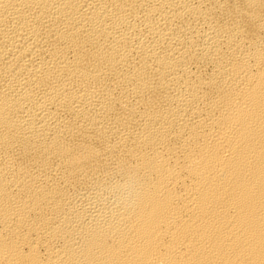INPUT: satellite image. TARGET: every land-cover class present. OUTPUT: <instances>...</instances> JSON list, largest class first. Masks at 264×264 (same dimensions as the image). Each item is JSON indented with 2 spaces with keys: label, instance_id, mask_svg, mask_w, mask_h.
<instances>
[{
  "label": "bare ground",
  "instance_id": "6f19581e",
  "mask_svg": "<svg viewBox=\"0 0 264 264\" xmlns=\"http://www.w3.org/2000/svg\"><path fill=\"white\" fill-rule=\"evenodd\" d=\"M0 264H264V0H0Z\"/></svg>",
  "mask_w": 264,
  "mask_h": 264
}]
</instances>
